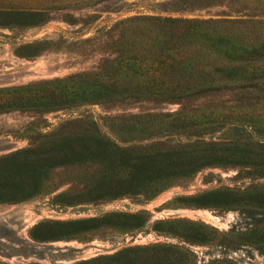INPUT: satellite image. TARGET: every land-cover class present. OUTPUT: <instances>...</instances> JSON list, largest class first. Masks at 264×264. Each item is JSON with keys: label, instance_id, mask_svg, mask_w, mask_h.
<instances>
[{"label": "rangeland", "instance_id": "obj_1", "mask_svg": "<svg viewBox=\"0 0 264 264\" xmlns=\"http://www.w3.org/2000/svg\"><path fill=\"white\" fill-rule=\"evenodd\" d=\"M0 264H264V0H0Z\"/></svg>", "mask_w": 264, "mask_h": 264}, {"label": "trees", "instance_id": "obj_2", "mask_svg": "<svg viewBox=\"0 0 264 264\" xmlns=\"http://www.w3.org/2000/svg\"><path fill=\"white\" fill-rule=\"evenodd\" d=\"M188 165L187 166H191L188 171H191V170H194V168H198L199 165H197L195 162L193 163H187Z\"/></svg>", "mask_w": 264, "mask_h": 264}, {"label": "bare ground", "instance_id": "obj_3", "mask_svg": "<svg viewBox=\"0 0 264 264\" xmlns=\"http://www.w3.org/2000/svg\"><path fill=\"white\" fill-rule=\"evenodd\" d=\"M211 218V217H210ZM212 219V218H211ZM214 219V218H213Z\"/></svg>", "mask_w": 264, "mask_h": 264}]
</instances>
